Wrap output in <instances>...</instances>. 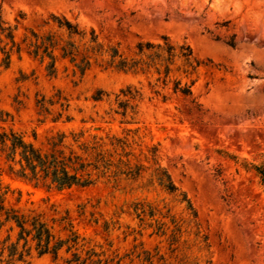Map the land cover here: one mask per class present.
Masks as SVG:
<instances>
[{
	"label": "rangeland",
	"instance_id": "obj_1",
	"mask_svg": "<svg viewBox=\"0 0 264 264\" xmlns=\"http://www.w3.org/2000/svg\"><path fill=\"white\" fill-rule=\"evenodd\" d=\"M0 5L15 43L5 67L3 52L11 42L0 32V110L13 120L0 128L23 134L43 151L58 132L83 130L86 138L110 134L131 140L129 130L137 129L133 164L147 168L134 182L101 180L90 188L57 191L34 188L9 175L2 164V180L11 189L8 206L35 209L48 219L52 210L59 215L68 211L75 230L107 254L122 256L135 249L159 252L172 264H264V189L251 170V164H264V0H0ZM53 16L77 24L86 39L68 38ZM91 30L100 51L116 49L128 59L137 58L140 43L162 44L167 38L188 45L197 71L186 78V66L176 60L164 87L163 76L156 82L153 70L135 74L110 68L106 57L85 52ZM33 34L51 35L59 45L73 43L77 59L92 56L90 68L81 76L57 48L56 73L48 75V59L41 62L28 54ZM230 38L234 48L226 44ZM175 79L193 82L191 98L173 93ZM129 87L141 97L137 114L128 109L122 118L114 113L115 96ZM97 91L108 96L94 101ZM57 94L69 100L70 122L64 117L53 122L58 105L50 107L49 116L38 113L36 101L43 96L54 101ZM153 146H158L156 164L149 157ZM158 166L177 192L170 194L150 180L152 171L160 173ZM182 194L195 216L181 202ZM79 206H85V215L79 216ZM140 206L145 209L142 222L134 212ZM147 206L160 212L154 219L168 228L165 236L148 226L153 221ZM91 213L98 224L88 223ZM171 218L182 234L170 247ZM6 235L0 232V249ZM66 258L33 251L27 262L66 264Z\"/></svg>",
	"mask_w": 264,
	"mask_h": 264
},
{
	"label": "trees",
	"instance_id": "obj_2",
	"mask_svg": "<svg viewBox=\"0 0 264 264\" xmlns=\"http://www.w3.org/2000/svg\"><path fill=\"white\" fill-rule=\"evenodd\" d=\"M52 19L59 29L66 32L68 38L77 36L80 40L86 39V32L80 30L77 24H72L64 17L59 19L53 16ZM13 31L14 29L5 22L3 9L0 5V32L11 42L10 50L3 52L5 67L10 64L11 51L15 46ZM32 36L33 39H30L27 44L28 54L39 58L41 62L48 59L46 65L48 75L52 76L56 73L53 52L57 48L61 57L68 58L81 76L90 68L92 56L85 54L77 59L78 50L73 43L65 41L63 45H59L51 35L39 37L33 34ZM226 44L232 48L235 47L232 38L226 41ZM84 46H86L84 48L86 53L106 57V64L110 68L135 74L138 72L144 74L153 70V73L158 76L156 82H159L161 75L163 76L164 87L170 82L171 66L176 60H181L186 66V69L183 70L186 78L195 73L198 67L188 45L172 44L167 38L163 39L162 44H138L136 47L137 58L130 59L123 57L116 49L100 51V44L94 30H91L90 37L84 42ZM16 52H19L18 46ZM192 85L193 82L187 84L182 83L181 79H175L172 90L175 94L191 98ZM155 94H159V91L155 90ZM104 96L108 95L97 91L93 100L101 101ZM54 97V101L46 100L45 96L36 101L39 115L49 116L51 114L50 107L58 105L60 110L53 117V122H57L63 117L65 122H70L72 117L67 114L70 109L69 100L59 94ZM115 97L117 110L114 113L116 115L125 118L128 109L134 115L137 114L134 111L137 109L141 97L138 89L129 87L126 90H121ZM191 102L194 103V100L192 99ZM196 107L199 108V105ZM8 121H13L12 116L8 112L0 110V123ZM129 133H132L131 140L127 136L118 137L110 134L105 136L95 134L86 138V132L83 130L68 133L58 132L47 139L48 149L43 151L32 142L27 141L23 134L13 129L0 128V232L5 230L7 234L1 243L0 264H29L27 258L33 251L39 256L49 254L54 259L59 258L62 254L68 255V258L65 259L66 264H172L167 262L159 252L151 254L144 250L136 252L134 249L122 256L114 252L107 254L101 246L92 244L90 240L82 237L75 230L68 211L59 215L56 210H52V217L48 219L44 212L35 209L21 210L8 206L6 203L7 194L11 192V189L2 180V164L6 167L9 175L34 188L42 187L46 190L63 191L74 187L85 189L94 186L101 180L114 184L137 181L142 177L144 169L147 168L143 165L133 164L135 159L133 145L136 144L138 130H129ZM33 137H36L35 133ZM157 153L158 146H153L149 150L150 160L154 164L157 163ZM158 169H160V173L156 174L155 170L152 171L149 175L150 180L155 178L157 184L170 194L177 192L178 188L164 168L158 166ZM251 170L255 172L264 189V164H251ZM181 202L186 203V209L193 216L196 215L186 195L182 194ZM147 208L148 219L153 221L148 226H154L156 234L165 236L168 228L163 229L165 224L154 219L160 212L150 206ZM78 209L79 216L85 215V206H79ZM134 212L142 222L143 219L140 218V215L145 214V209L140 206V208H135ZM90 217L88 223L98 224V218H95L93 213L90 214ZM171 224L173 229L168 238L170 247L178 243L182 234L181 226L174 218H171ZM103 228L108 231L109 224L104 222ZM12 237H14L13 240ZM109 247H111L110 244ZM175 250L170 252L173 253Z\"/></svg>",
	"mask_w": 264,
	"mask_h": 264
}]
</instances>
